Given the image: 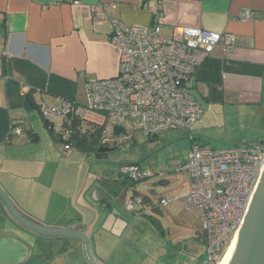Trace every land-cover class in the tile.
I'll return each mask as SVG.
<instances>
[{"label":"crops","instance_id":"crops-1","mask_svg":"<svg viewBox=\"0 0 264 264\" xmlns=\"http://www.w3.org/2000/svg\"><path fill=\"white\" fill-rule=\"evenodd\" d=\"M98 4L107 16L102 23L90 17L91 6ZM246 8L253 12L252 20L238 17ZM111 20L126 26L157 25L164 39L176 38L182 26L236 36L230 50L215 48L191 79L188 91L203 114L189 132L176 129L153 138L162 136L164 142L186 150L184 157L180 153L165 162L186 158L192 141L213 146L217 141L236 139L238 144L252 146L263 139L264 0H0L4 61L0 77V186L11 190L10 197L26 217L48 226L84 231L101 264H200L204 253L190 262L193 252L185 244L167 241L159 222L149 219V225L139 226L134 219L121 218L117 203L125 207L126 192L135 187L125 176L102 172L88 185L84 180L79 186L78 172L74 181L69 171L72 166L67 163L70 150L77 148L69 149L68 143L58 140L53 120L50 131L39 112L42 102L80 103L88 77L117 75L119 50L109 41ZM30 89L35 91V106L28 108L23 96ZM216 120L227 132L230 125L233 133L220 140L206 136L202 131ZM26 129L37 137H28ZM59 154L64 162L58 160ZM14 180L26 183L19 184L25 194L12 191ZM183 184L177 196L185 200L190 186L187 173ZM37 188L40 195L50 197L42 213L22 202V195L31 196ZM135 195L140 196L133 190L129 201ZM140 198L139 212L149 203L146 196ZM129 212L138 216L135 207ZM199 217L201 220V214ZM152 225L159 232L155 241L150 235ZM196 239L203 244L202 231ZM67 256L74 257L77 264H88L81 243L75 239L40 237L11 221L0 222V264H66Z\"/></svg>","mask_w":264,"mask_h":264},{"label":"built area","instance_id":"built-area-1","mask_svg":"<svg viewBox=\"0 0 264 264\" xmlns=\"http://www.w3.org/2000/svg\"><path fill=\"white\" fill-rule=\"evenodd\" d=\"M90 17L97 23L107 19L99 4L91 6ZM238 17L252 20L253 12L242 9ZM111 22L109 41L119 50L117 75L88 77L84 83L85 104L69 100H60L57 105L40 103L42 118L52 121L56 117L65 123L62 140L67 141V127L73 115L84 117L87 110L100 112L104 116L102 145L113 137L127 135V128L147 139L176 129L189 132L203 114V108L188 91L191 79L215 48L227 52L234 46L235 34L182 26L176 38L164 39L157 25L126 26L116 20ZM3 75L0 59V77ZM115 127H121L123 132L115 134ZM160 168L185 170L189 175L185 207L201 208L203 258L206 264H217L251 202L264 168V144L212 147L192 141L186 158L165 162ZM118 170L129 180L152 174L150 169L135 163L121 164ZM141 202L135 195L127 208ZM160 204L167 207L168 201L160 199Z\"/></svg>","mask_w":264,"mask_h":264},{"label":"rangeland","instance_id":"rangeland-1","mask_svg":"<svg viewBox=\"0 0 264 264\" xmlns=\"http://www.w3.org/2000/svg\"><path fill=\"white\" fill-rule=\"evenodd\" d=\"M79 102L81 104H85V95H82V97L79 99ZM33 111L38 123H41L38 112L36 110ZM213 118H216V116H213ZM53 122L55 129L59 130L61 127V120L54 117ZM103 122V114L95 110H87L83 117L81 130L87 134H92V132H94L98 126H101ZM228 128L230 131H225L221 121L216 120L213 121L211 125L202 132L214 140H220L219 138H224L226 136L225 134L228 133L231 135L233 133V131H231L230 125ZM126 131L127 135L113 137L107 142V144H105V146L112 148L111 151L105 153V158H96V149L98 146H100L99 144H95V149L90 150L85 154L77 151L78 149L70 150V154H68L70 160L67 163L72 166V170L69 171L73 172L74 181L76 179V172H78L79 186H82V182L84 180L86 185H88L90 180H93L94 176L96 177L98 176L97 174H101L102 172H114L119 175L120 173L118 168L121 164L135 163L140 165L142 168L150 169L152 174L148 178L136 183L134 188L130 187L127 190L126 196L128 200L125 202V207L127 210H125V207L119 203H117L116 210L120 211L119 214L121 218L129 221L134 219L135 223H137L139 226L140 223L149 225V221H147L149 219L154 222H159L163 227L164 238H166L167 241L172 242L173 245H177L179 242L182 245L185 244L188 249L193 252L190 262H192V260L194 262L197 257H200L204 253V245L200 240L196 239L197 235L202 231V223L199 217L201 214V208L187 210L184 204V198L177 196L183 189V182L187 173L185 170L166 171L161 170L160 168V165L172 156L181 153L184 157L186 150L181 147V145L176 146V143L171 144L170 142H164V138L162 136L156 139H147L138 132H130L129 128H127ZM261 136L264 139V133ZM236 142H238L236 139H232L230 141H217V143L215 145L213 144L212 147L238 144ZM69 149L72 148L70 147ZM188 154L189 150L187 151L186 156ZM58 160H63L64 162L65 158H63L62 154H59ZM14 181L11 183L13 188L12 191L15 190L16 192L17 190L18 194H25L19 184L24 185L26 183L17 180L13 185ZM133 190H135L141 197L146 196L149 199V203H144L142 207L143 210L140 212L138 205L141 203L134 204V207L138 212L136 213V215H138L137 217H133L132 212H129L132 211V209L127 208L129 197L133 194ZM6 192L10 196L11 190ZM22 196L25 197L22 202L28 203L30 208H32L33 211L36 209L35 211L38 213H42L46 203L50 201V197H48V195H43V193L40 195V189L38 188L32 193L31 196H28V193L27 196ZM161 197H165V199L168 201L167 207H164L160 204ZM142 214L144 216H142ZM141 225L144 226L143 224ZM152 231H154V233ZM152 231H150V235H154L152 240L155 241L157 238L155 233L157 234L159 232L153 225ZM64 262H66V264H77V261L71 256H67L66 260L64 258ZM200 264H206V262L202 260Z\"/></svg>","mask_w":264,"mask_h":264},{"label":"water","instance_id":"water-1","mask_svg":"<svg viewBox=\"0 0 264 264\" xmlns=\"http://www.w3.org/2000/svg\"><path fill=\"white\" fill-rule=\"evenodd\" d=\"M114 131L115 134H119L123 132V129L115 127ZM263 144L264 139H260L252 146L260 147ZM111 150V147L105 145L98 146L96 158H105V153ZM0 206L7 218L21 229L45 238L68 237L75 239L81 243L88 264H101L84 231L70 227L48 226L26 217L1 186ZM228 264H264V168L240 226L238 238Z\"/></svg>","mask_w":264,"mask_h":264},{"label":"trees","instance_id":"trees-1","mask_svg":"<svg viewBox=\"0 0 264 264\" xmlns=\"http://www.w3.org/2000/svg\"><path fill=\"white\" fill-rule=\"evenodd\" d=\"M0 59H1V63H2V67L4 69V61H2V52L0 51ZM35 91L33 89H30L24 96V103L26 107H32L35 106L34 102H33V98H32V94ZM77 104H81V103H77ZM40 107V104L38 105V108ZM44 123L45 126L48 127V129L50 131H53V126H52V121H47L45 119ZM82 123H83V117H77V116H72V120L70 125L67 127L69 129V139L67 141L62 140V134L64 131V127H65V123L61 122V128L58 130V132L56 133V137L58 140H62L65 143H68L69 146H73L75 148H77L80 152L82 153H87L90 150H94V145L99 144L102 145V140H101V126H98L96 128V130L94 132H92V134H87L86 132H83L81 130L82 128ZM21 131V130H20ZM25 134L30 137L31 139H35L37 137V133H35L33 130L31 129H26L24 130ZM153 139V138H151ZM126 180L127 177L125 178ZM146 178L143 179H138V180H129L130 181V186H135L136 183L145 180Z\"/></svg>","mask_w":264,"mask_h":264},{"label":"bare ground","instance_id":"bare-ground-1","mask_svg":"<svg viewBox=\"0 0 264 264\" xmlns=\"http://www.w3.org/2000/svg\"><path fill=\"white\" fill-rule=\"evenodd\" d=\"M239 230H240V227L235 232L232 240L229 242L225 252L221 256V258L218 260L217 264H228L229 263L233 249H234V246H235V243H236L237 238H238Z\"/></svg>","mask_w":264,"mask_h":264},{"label":"flooded vegetation","instance_id":"flooded-vegetation-1","mask_svg":"<svg viewBox=\"0 0 264 264\" xmlns=\"http://www.w3.org/2000/svg\"><path fill=\"white\" fill-rule=\"evenodd\" d=\"M2 220H8V221H10V220L7 218V216L5 215V213L3 212L2 207L0 206V222H1Z\"/></svg>","mask_w":264,"mask_h":264}]
</instances>
